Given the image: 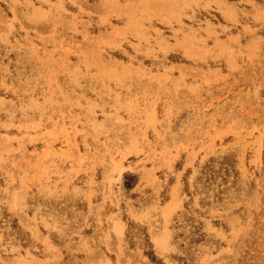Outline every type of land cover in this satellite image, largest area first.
Returning <instances> with one entry per match:
<instances>
[{"label": "rangeland", "instance_id": "374dc122", "mask_svg": "<svg viewBox=\"0 0 264 264\" xmlns=\"http://www.w3.org/2000/svg\"><path fill=\"white\" fill-rule=\"evenodd\" d=\"M0 264H264V0H0Z\"/></svg>", "mask_w": 264, "mask_h": 264}, {"label": "bare ground", "instance_id": "6f19581e", "mask_svg": "<svg viewBox=\"0 0 264 264\" xmlns=\"http://www.w3.org/2000/svg\"><path fill=\"white\" fill-rule=\"evenodd\" d=\"M156 238V240H157V237H155ZM158 240H160V239H158ZM159 244V243H158Z\"/></svg>", "mask_w": 264, "mask_h": 264}]
</instances>
